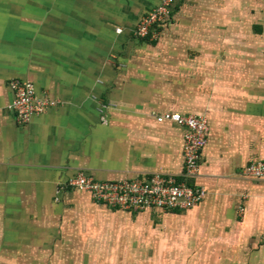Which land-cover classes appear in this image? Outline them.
I'll use <instances>...</instances> for the list:
<instances>
[{"label":"crops","instance_id":"1","mask_svg":"<svg viewBox=\"0 0 264 264\" xmlns=\"http://www.w3.org/2000/svg\"><path fill=\"white\" fill-rule=\"evenodd\" d=\"M0 1V264H264V180L242 175L264 161V0H197L196 58L124 55L121 70L109 51L159 0H38L54 4L42 30L31 0ZM12 79L60 104L19 125ZM164 114L207 119L197 205L124 211L69 184L180 174L185 129Z\"/></svg>","mask_w":264,"mask_h":264},{"label":"built area","instance_id":"2","mask_svg":"<svg viewBox=\"0 0 264 264\" xmlns=\"http://www.w3.org/2000/svg\"><path fill=\"white\" fill-rule=\"evenodd\" d=\"M172 0H161L159 6L146 13L134 29L135 35L146 37L150 29L162 16L168 13L167 5ZM121 32V28L116 29ZM12 93V102L8 106L19 125H27L58 103L47 94L38 95L29 81L12 79L8 83ZM106 110L100 111L101 121L107 122ZM108 111V110H107ZM169 121L182 126L183 168L180 174L154 172L146 177L120 179L116 181H97L84 173H78L69 184L76 190L90 194L92 200L108 208L124 211H139L148 208L175 210L188 209L197 205L205 196L202 186L190 181L199 174L202 150L208 142L207 119L204 116L180 114H164L158 122ZM245 178L264 180V161H253L242 171Z\"/></svg>","mask_w":264,"mask_h":264},{"label":"rangeland","instance_id":"3","mask_svg":"<svg viewBox=\"0 0 264 264\" xmlns=\"http://www.w3.org/2000/svg\"><path fill=\"white\" fill-rule=\"evenodd\" d=\"M50 1V0H49ZM47 1V2H49ZM159 3L145 12L141 18L138 20L126 22L123 29L131 28V32L125 35L123 50L117 51L116 48L109 51L105 63L109 64L111 68L116 70H121L124 65L120 63L117 59L120 56L125 57H145L144 53L153 54L157 59H164V62H175L182 58H196V43H197V30H198V10H197V0H172L171 3L167 5L168 13L162 16L159 21L153 25L150 29V33L146 37H139L135 35L134 29L141 19H143L146 13L155 9L159 6ZM4 3L0 1V29L6 25L5 11H3ZM29 2L27 1V5ZM54 7L52 4H42L38 3V0H31L30 3V27L32 30H42L44 27L45 19L51 14V8ZM47 6V7H46ZM46 7V8H45ZM49 20L53 21V17ZM134 25V26H133ZM133 26V27H132ZM122 27L120 24L114 25L110 24L111 30L116 34V29ZM122 30V28H121ZM119 33V32H117ZM118 35V34H116ZM151 45L148 47L146 52H143V44ZM129 44H134L131 48L128 47ZM156 44L155 46H153ZM171 45L170 50L167 46ZM187 46L190 49L185 50ZM130 48V49H127ZM139 47L138 49H136ZM57 101V100H56ZM98 111L102 109L109 110L110 106L106 104L102 98H97ZM60 104V102L57 101ZM57 104V105H59ZM56 105V106H57Z\"/></svg>","mask_w":264,"mask_h":264}]
</instances>
